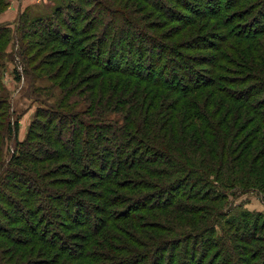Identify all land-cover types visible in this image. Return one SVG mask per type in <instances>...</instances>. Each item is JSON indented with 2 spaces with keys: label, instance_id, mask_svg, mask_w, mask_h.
I'll use <instances>...</instances> for the list:
<instances>
[{
  "label": "trees",
  "instance_id": "16d2710c",
  "mask_svg": "<svg viewBox=\"0 0 264 264\" xmlns=\"http://www.w3.org/2000/svg\"><path fill=\"white\" fill-rule=\"evenodd\" d=\"M146 1L150 3V0ZM194 1L196 0L189 2L186 0H173L171 1L174 4L171 6L173 9L170 6L165 7L162 5L161 7H163L162 10H168L172 21L181 25L182 28L192 27L186 31L187 36H190L194 31V23L207 19L205 18L206 13L202 11L203 8L206 7L208 13H210L209 16L220 19L225 26L219 27V29L225 30L226 34L218 35L217 38L214 36L213 40L201 37L193 40L195 43L192 42V45L186 43L183 46V44H180L181 49L184 51L212 50L214 52L211 55H201L195 61H192L191 57L184 56L179 50H172L166 44H157L155 40L145 38L142 27H134L137 32L136 37L140 42L137 55L134 57L133 52L124 50L125 44L130 45V47L133 46L134 38L125 37L120 34L121 31L113 32L106 62L101 65L98 61L99 71L109 74L117 73L130 79H138L144 84L136 83L134 89L137 88L139 93L132 96L134 89L130 91L127 87L132 85L129 82L130 79L125 82L127 85L121 93L120 101L114 102V108L120 112V116L119 121H111L114 123L113 125L104 123L102 117H100L103 108L110 103L109 100L99 101L98 103L103 106L97 109L91 106L92 103L84 108L85 112L90 113L88 115L92 123L96 122L98 124L94 125L82 120L79 123L75 119V123L79 124L81 128H71V136L74 137L78 133L79 139H81L86 150L91 146L96 148L99 160L98 167L91 169L89 164H85L83 155L79 154L74 148L68 153L63 152L64 158L62 157L63 154L54 146L55 141L59 143L60 138L58 135L61 136L63 130L59 127V124L54 125L53 121H62V125L68 124L69 127L74 126L72 124L74 122H72L73 115L62 119L57 114L47 124L38 123L40 132L34 135L38 140L35 144L33 143L32 133H28L23 141L18 140L19 124L17 120H9L6 125L0 124V126H3L0 128V133H2L0 139L4 137L14 143V150L9 161L7 163L0 162V239L2 240L0 243V264H23L22 259L29 257L39 244L44 248L53 249L47 259V261H51L49 264H60L61 259L69 264H87L88 261L96 264L105 261L110 257L111 254L109 253L120 250L115 249V244H98L99 248L109 252L100 254L102 252L97 251L101 255L98 259L90 257L85 252L92 233L99 234L105 227L103 221L105 219H99L96 228L91 229L89 228V218L82 220L81 210L83 207H87L88 202V205H94L97 213L102 214L108 208L118 205L115 204V201H118L120 197L115 192L125 191L132 195L135 191L137 192L136 189L145 191L148 188H157L161 191V198L159 199L158 196L152 197L150 204L139 198L144 202L140 201L136 211L126 214L133 226H138V224L156 225L158 223V221L152 223V221L144 222L143 220L138 222L134 219L140 211L146 210L147 207L148 209L154 207L157 199L167 207H172V212L178 214L185 212L189 215H195L199 208H203L206 212L213 210L217 221L222 222L221 227L219 222L220 230L216 225H210V221V226L206 228L191 227L193 232L184 235L185 246L187 245L185 251L187 253L192 251L194 255L199 251L198 253L201 256L202 253H207L213 248L220 251L223 259L227 262H230V260L232 262L237 261L238 252L239 256L243 257V264H253L257 259L254 249L250 250L253 243L260 242L256 235L258 228L254 224L256 217L246 211L235 214L231 208L222 209L227 204L228 197L234 196L237 192L243 193L256 188V190L264 193V186H250V189L248 188L252 180L247 177L246 171L251 173L254 171L246 169V165L251 160L244 159L241 164H229L227 167L224 164L228 159L230 162H240V158H242L238 156L241 154V150L237 153L235 152V145L228 146L232 138H237L240 132L243 131L239 130V127L235 124V119L239 121L244 115L247 116L250 113L257 121V137L264 135V97H259L263 89H261L260 83L256 82L255 87H247L249 92L243 96L241 95L239 101L234 97L231 99L224 98L222 96L223 91L226 94L230 93L223 87L224 79L217 75L225 71L220 63L226 57L223 55V49H230L229 46L231 45L226 44L228 39L236 37L235 39H239V41L243 40L240 36H234V32L230 29L231 25L228 24V17L224 15L225 9L247 6V9L250 8L248 16L253 14L252 10L253 12L257 11V14L251 20H255L253 23L258 29L251 33L249 38H245L255 40V42H252V44L257 43L254 45L255 48L243 46V42H238V45L239 49L243 46L241 55L243 59H245L244 55L248 56V52L253 53L258 50L257 59L260 58L264 61V43H261L258 39L260 37L264 38V0H224V7L220 5L222 0H202L199 7L196 6ZM212 2L216 4L213 6ZM7 3L8 0H0V8H4ZM57 13L60 14V11H57ZM22 16L24 17V14ZM128 19H130L128 16L120 15L122 22H127ZM132 22L128 20L127 23ZM29 23L32 26H28L30 32H26V34H39L38 36L43 42L48 41V43L58 45L63 53L61 59H64L65 63H68L75 54L84 61H90L88 58L91 57V53L85 52L86 49L82 51L78 48L81 46L79 38L81 34H79L80 31L77 28L68 26L71 34L62 32V30L54 28L52 17L46 16L34 18ZM63 24L65 23L63 22ZM107 26L108 24L104 27ZM41 28L43 31H40ZM50 28L53 29L52 34L57 33L58 36H51ZM118 28L120 27L114 25L113 31H117ZM18 29L20 31L23 28L20 25ZM44 32H47V34ZM9 33L10 29L8 27H0V71L4 67L3 56L6 53L3 52V49ZM217 39L219 42L215 41ZM100 42L102 44L96 49L99 55L104 53L103 48L106 46V42L104 43L102 40ZM147 43L150 44V47L142 46V44ZM154 47L157 48L156 52L153 51ZM231 47L233 48V55L236 56L234 49L237 46L235 48ZM28 49L29 47L25 46L24 52L20 54L24 57L22 61L26 65L28 64L26 60L29 56ZM87 50L89 51V49ZM174 55L179 58V61L178 58L177 60L174 59ZM256 57L252 55L250 61H248L254 64L253 61ZM229 61L235 63L234 60ZM247 63V61L244 64L239 61L236 64L243 66L246 71L247 69L251 71L250 65ZM196 65H199V68ZM24 71L27 74L26 68H24ZM258 71L260 74L255 72V75L253 74L249 79L258 77L259 82H264V66L261 69L258 68ZM16 72L19 73L14 70L15 75ZM83 75L84 71L81 70L79 78L81 77L82 80ZM15 78L20 79L19 75H16ZM162 90H166V92ZM200 90L207 91L204 94L205 97L209 94L212 99L209 100L204 97L200 103L198 98L203 96L197 93ZM172 91L178 93L176 97L182 98L184 101L180 108H177L180 103L172 105V107L164 104ZM125 94H128L127 97ZM2 95L0 84V108L7 105V101ZM218 95L222 99L224 98L223 102L218 101L221 104L218 107L225 110L222 116H220V111L217 112L218 107L213 108L214 112L208 110V106L212 108V100H217ZM230 102L236 105L230 107H236L244 113L234 114V119L227 121L225 116L229 115L226 113L229 111L228 105ZM156 103L159 104L160 112L152 111ZM80 114H84V112H80ZM4 116L1 112L0 119L2 118L5 122L6 118ZM215 117H218V120H215ZM91 125L97 128L95 134H91L88 129L92 127ZM81 131L84 133L83 137ZM130 142L136 143V146L131 150L130 155H126V149H129L127 144ZM33 151L35 155L32 154ZM112 154H114V160L111 165L107 161L110 160ZM245 157L246 155L243 158ZM64 159L68 162H65ZM26 163L30 165L28 166ZM83 166H85V170L76 172L77 168H83ZM259 173L257 172V176H259ZM151 178L156 180L150 181ZM84 181L93 185V188L96 185L98 190L87 189L82 184ZM72 185L78 186V188L75 190L74 194L76 196L73 198L74 202H72L70 209L72 214L69 213L71 219L66 220L57 211L55 204H58V200L61 199V201L64 199L69 200L67 197L68 192L64 191L63 188L69 189ZM206 186L210 187L211 191L207 190ZM202 187H206L205 190ZM113 188L116 190H113ZM246 188L248 189L246 190ZM171 189L172 192L173 190L176 191L177 194H175L180 199L173 198L171 193H168ZM189 189H196V191L189 194L191 192ZM108 193L115 194L109 198ZM132 196L137 197L134 194ZM175 199H177L176 202ZM187 199L197 200V202L209 201L211 203L189 206L181 202ZM96 201L99 202L96 203ZM216 202L217 204L214 205ZM228 203L230 204V202ZM66 204L67 202L62 203V208L65 209ZM4 207L8 210H5ZM128 207L132 208L131 205ZM224 213L228 215L227 218H223ZM214 215L210 219L212 222L216 219ZM49 218L59 221L58 230H56L59 233L62 232V235H58V232H52L50 226L45 225ZM64 236L72 240L71 249L63 239ZM53 238L58 239L57 243ZM194 238L198 240H194ZM112 240L114 242L115 239ZM165 241L163 243L160 241L161 247L166 243ZM169 241L171 242V240ZM181 241L182 238L179 243ZM5 243H13V248L5 250L3 248ZM238 243H244L242 244L244 247L242 248ZM257 250L262 251L264 249L258 248ZM158 256L162 260V252H159ZM29 259H27L28 263ZM47 263L45 261L40 264ZM62 264L66 263L63 262ZM224 264L226 263L224 262Z\"/></svg>",
  "mask_w": 264,
  "mask_h": 264
},
{
  "label": "rangeland",
  "instance_id": "374dc122",
  "mask_svg": "<svg viewBox=\"0 0 264 264\" xmlns=\"http://www.w3.org/2000/svg\"><path fill=\"white\" fill-rule=\"evenodd\" d=\"M171 1L173 0H150V3L146 0H8L7 5L4 8H0V27L4 26L10 29V33L7 37L8 40L3 49V52L6 53V55L3 56L4 67L2 68V71H0V84L2 86L3 94L2 97L7 101V105L1 106L0 114L2 112V114L5 115L4 118H6V121L4 122V120L1 118L0 124L6 125L9 120H17L19 124L17 133L18 140L23 141L27 137L28 133H32L33 143L35 144L38 142V140L34 135H37L40 132L38 123L47 124V122L51 121L50 119L55 118L54 116L57 114L61 116L62 119L73 115L72 122H74L72 124H74V126L69 127L68 124L62 125V121H53L54 125L59 124V127L63 130L61 131V136L57 134L60 140L59 143L55 141L54 146L61 154H63L62 157H64L63 152L68 153L74 148L79 154L83 155L86 162L85 164H89L91 169L98 167L99 160L97 158L96 148L91 146L88 148V150H86L81 139H79L78 133H76L74 137L71 136V128H81L79 124L75 123V119L79 123L80 120H82L87 121V123L90 122V124H98L96 122L92 123L90 116L88 115L90 113L88 111V113L85 112L84 108L90 103H92L91 106L96 107V109L100 108L103 105L98 103L99 101H110V103L106 105L107 107L105 106L102 113H100L102 114L100 117H102L103 122L113 125L114 123L111 121H119L120 112L114 108V102L121 98V93L124 87L127 85L125 82L129 81L130 78L117 73H102V71H99L98 69V61L101 65H104L106 62V56L110 51V42L113 37V32L121 31L120 34L124 35L125 37L129 36L132 39L134 38V44L132 47L126 44L124 45V50H130L133 52L134 57L137 55L138 45L140 44L138 37H136L137 32L134 27H142L145 32V38L153 39L157 44H166V46L172 50H179L184 56L191 57L193 59L192 61H195L196 58L201 55H211L214 51H184L181 49L182 47H180V44H183V46H185L186 43L192 45L193 40L201 37L213 40L214 36L216 37L218 35L226 34L225 30L222 28L221 30L219 29V27H224L225 24H223L220 19H214L213 16H209L210 13H208L205 7L202 9V11L206 13L205 18L207 19L199 23H194V31L192 34H190V36H187L186 31L192 27L182 28L181 25H178L172 21L168 10H162V5L165 7L173 6L174 4ZM186 1L189 2L191 0ZM194 2L196 6L199 7V3L202 2V0H196ZM221 2L222 3L220 5L224 7V0ZM212 4L214 6L216 3L212 2ZM171 8L173 9V7ZM249 9L250 8L247 9V6H245L236 7L233 9H225L224 11V15L225 17H228V24L231 25L230 29H232L234 32V36H240L243 40L239 41V39H235L236 37H231L228 39L226 44H230L234 48L237 46L234 49L236 56L233 55V48L231 46H229L230 49H223V55L226 57L224 58V61L220 63V65L223 66L225 71L223 73H218L219 75L217 76H219L221 79H224L223 87L225 90H228V93H230L226 94V92L223 91L222 96L224 98L230 99L234 97L237 101L240 100L239 97H241V95L243 96L249 92V88L247 89V87H255L257 83H260V86L262 87L261 89H263V92H260L259 97H264V82H259L257 80L258 77L256 79H249L251 76H253V74L255 75V72L260 74L258 68L261 69L262 66H264V61L260 58L257 59L256 57L259 53L258 50L253 53L248 52V56L243 54L245 59H243V56H241L243 53V46L255 48L254 45L257 44H252V42H255V40L245 39L249 38L251 33L258 29L254 26L253 22L255 20H251L257 14V11L253 12L252 10L251 12L253 14L248 16L250 12L248 11ZM57 11H60V14H58ZM54 13H56L55 16ZM22 14H24V17ZM121 14L128 16L130 18L128 20L133 22L127 23L128 20L127 22H122L120 20ZM44 16L52 17V20H54V28L62 30V32L71 34L68 26L77 28L80 31L79 34H81L79 36L81 46L78 48H80L82 51L83 49H86L85 52L91 53V57L88 58L90 61H84V59H80L79 56L75 54L70 58L68 63H65L64 59H61L63 53L58 45L48 43V41L43 42L38 36L39 34H26V32H30V27L28 26H32L29 21L33 20L34 18L36 19L38 17ZM63 22L65 24H63ZM104 22L108 24L107 27H104L106 25H103ZM20 25L23 29H20L19 31L18 28ZM114 25L119 26L120 28H118L117 31H113ZM49 30L51 31V36L54 37L57 35V33L52 34V28ZM40 31H43V29ZM44 33L47 34V32ZM140 38L143 40L142 37ZM258 39L261 41V43H264L263 37ZM101 40L107 44L105 43L106 46L103 48L104 53L99 55V52L96 49L102 44L100 42ZM215 41L219 42L218 39ZM238 42H243V46L240 47V49ZM194 43L195 42H193V44ZM143 45L148 47L150 44H142V46ZM25 46L29 47V56L26 59L28 61L27 65L25 62L23 63L22 60L24 57L20 55L22 52H24L23 49ZM87 49H89V51ZM153 51L156 52L157 48L154 47ZM252 55L256 57L255 61H253L254 64L249 62L250 56ZM173 57L176 60L178 58L175 55ZM229 60H234L235 63H231ZM239 61H241L243 64L247 61V64L250 65L251 71L253 70L254 72H251L248 69L246 71L243 69V66L237 65ZM24 68H26L27 74H25ZM197 68H199V65ZM14 70L19 72H16V75H19L20 77L19 80L15 78L16 75L14 74ZM81 70L84 71V75L82 76L83 80L81 77L79 78ZM135 71H137V69H135ZM129 82L132 84L127 86L129 87L130 91L134 89L136 83L141 85L144 84L140 80L134 78L130 79ZM162 91L166 92V90ZM133 92L134 93L132 96H136V93H139L137 88H135ZM206 92L207 91L205 90H200L197 92L198 94L203 95L202 97L198 98L200 103L203 101V98L205 97L204 94H206ZM127 95L128 94H125L126 97ZM207 95L208 96L205 98L211 100V95ZM176 96H178V93L172 91L164 104L168 105V107H172V105L174 106L175 104L180 103L177 106V108H180L182 104H184V101L182 98H178ZM224 98L222 99L218 95L217 100H212L213 106L212 108L208 106V110L214 112L213 108L218 107V105L221 106L218 101L223 102ZM232 105L236 106L233 102H230L228 105L229 113L227 112L226 114L229 115L225 116L227 117V121L233 120L234 114L244 113L239 111V109L236 107H230ZM152 111L160 112L161 110L159 108V104L156 103V106L152 109ZM80 112H84V114H80ZM217 112L221 113L220 116H222L225 113V110L218 107ZM215 120H218V117H215ZM235 124L239 127V130L241 129L243 131L240 132V135L237 138H232V140L228 143V146L232 147V145H235V152L237 153L241 150V154L238 156L242 158H240V162H230L228 159L224 164L227 167L229 164H241L244 159L251 160L249 161L250 163L246 165V169H251V171H254L253 173L246 171L247 177L251 178L252 180V183L248 186V188L250 186H264V135L257 137V121L252 115H250V113L247 116L244 115V117L239 121L235 119ZM91 126V128H88L89 131L91 134H95L97 128L96 126ZM1 127L3 126H0V128ZM1 136L2 133H0V137ZM81 136H84L83 132ZM13 144L14 143L12 140L5 139L4 137L3 139H0L1 163L2 161L4 163L9 161L11 153L14 150ZM103 144L105 143L103 142ZM127 146L129 149H126L125 154L130 155L131 150L136 146V143L130 142L127 144ZM32 154L35 155L34 151ZM245 155L246 157L243 158ZM113 160L114 154H112L110 160L107 162L111 163L112 165ZM64 161L68 162L65 159ZM26 165L29 166L30 164L26 163ZM85 169V166H83V168H77L76 172H80L81 170ZM257 172H260L259 176H257ZM153 180L156 179L151 178L150 181ZM82 184L87 189L98 190L96 185L93 188V185H90L89 182L84 181ZM206 187L207 190H210V187ZM76 188H78V186L72 185L69 189L64 187L63 190L68 192L67 197L69 200L64 199L61 201V199L58 200V204L54 203L57 207V211H59L62 217L66 220L71 219L69 218V213L72 214L70 209L72 207V202H74L73 198L76 196L74 194ZM205 188H203V190H205ZM248 188H246V190ZM113 190L116 189L113 188ZM136 190L137 192L135 191V193H132V195H137V197H133L131 194L130 196L129 193L125 191L115 192L118 193V197H120L118 201H115V204L118 205L108 208L106 212L102 214L97 213L94 205H88L89 203L85 201L87 202V207H83L81 210L83 217L82 220H86L87 217L89 218V228L95 229L96 225L99 224V219H105L103 220L105 227L99 234L92 233L90 237L91 240L85 252H87L90 257L98 259V257L101 255H99L97 251L102 252L100 254L108 252L103 248H99L98 244H115V249L120 250L112 253L108 252L111 254L110 257L105 261L103 260L96 264L244 263L242 259L243 257L239 256L238 252L236 256L237 261L232 262V260H230V262H227L223 259L221 252L213 248L207 253H202L201 256L198 253L199 251L196 252V255H194L192 251H189V253L185 251L187 245L185 246L186 240L184 239V235L186 233L188 234L193 232L191 227L196 226L197 229H201V227L206 228L210 225H216L218 230H220L219 222L220 227L222 222L219 220L217 221L216 215H214L215 212L213 210L206 212L203 208H199V210L195 212V215H189L185 212L178 214L172 212V207H167L157 199L155 204L153 203L154 207H149V209L147 207L146 210L140 211V213H137L134 219L138 220V222L143 220L144 222L152 221V223L158 221V223H156V225L138 224V226H133L131 220H129L130 218L126 217V214L136 211L140 201L144 200L147 201V204H150L149 202H151L152 197L158 196L159 199L161 198V191H159L157 188H148L145 191L139 189ZM231 190L234 191L236 189ZM190 191L191 192L189 194H192L194 191H196V189ZM115 193H108L107 196L110 198ZM168 193H171L173 198L180 199L176 196L177 193L175 190L172 192L171 189ZM139 198L143 200H139ZM176 200L177 199H175V202ZM66 202L67 207L64 209L61 205L62 203L64 204ZM98 202L99 201H96V203ZM181 202H183V204H188L189 206H196L200 205L201 203H211L209 201L197 202V200L190 199ZM228 202H230L231 206ZM216 204L217 202L214 203V205ZM130 205L132 206L131 209L128 207ZM228 208L233 209L235 214L246 211L256 217L254 224L258 228L256 230V235L258 236L257 238L260 239V242L257 241L253 243L252 246H250V250L254 249L257 255V259L253 264H264V250H257L258 248L264 249V193L262 191L256 190V188L250 189L243 193L237 192L234 196L228 197L227 204L222 210H227ZM4 209L8 210L6 207H4ZM213 215L214 218H216L214 222L210 220ZM227 217V214L223 216V218ZM58 222L59 221L57 219L49 218L45 225L50 226L49 228L52 232H58ZM59 234L62 235L63 233L58 232V235ZM181 238L182 241L179 243ZM53 239L57 243L58 239ZM63 239L70 248L72 245V240L67 236H64ZM112 239H115L114 242ZM163 240L168 241H165L166 243L161 247L160 241L163 243ZM169 240H171V242ZM194 240L198 239L194 238ZM189 241L191 242L190 239ZM1 242L2 240L0 239V243ZM242 244L238 243V245L243 248L244 245ZM3 248L5 250H9L13 248V243H5ZM52 251L53 249L44 248L41 244H39L35 247L30 256L24 257L21 262L23 264H40L41 262L46 261L48 262L47 264H49L51 261H47V259L50 257L49 254ZM159 252H162V260H160L158 256ZM28 258H30L29 263L27 260ZM60 261V264L63 262L69 264L64 259H61ZM87 264H92V262L88 261Z\"/></svg>",
  "mask_w": 264,
  "mask_h": 264
}]
</instances>
